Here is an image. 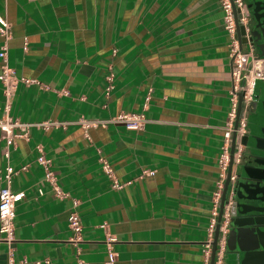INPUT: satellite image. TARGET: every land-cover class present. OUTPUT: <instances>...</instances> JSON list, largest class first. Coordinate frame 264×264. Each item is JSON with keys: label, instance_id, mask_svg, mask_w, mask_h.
<instances>
[{"label": "crops", "instance_id": "obj_1", "mask_svg": "<svg viewBox=\"0 0 264 264\" xmlns=\"http://www.w3.org/2000/svg\"><path fill=\"white\" fill-rule=\"evenodd\" d=\"M0 13L9 22L8 64L35 79L16 84L9 111L28 123L9 147V163L25 165L10 184L23 193L14 207L13 264H106L100 223L116 237L115 264H201L230 106L220 1L0 0ZM1 89L0 82V116ZM119 111L141 112L146 120L138 130L79 121ZM43 120L65 123L37 124ZM235 141L233 129L230 154ZM36 144L65 196L53 195L42 179ZM2 145L0 137V171ZM99 156L121 187L111 186ZM230 171L219 187L206 264L215 261ZM72 198L82 223L74 241L67 225ZM7 251L0 240V264H7ZM221 260L235 262L226 242Z\"/></svg>", "mask_w": 264, "mask_h": 264}, {"label": "built area", "instance_id": "obj_2", "mask_svg": "<svg viewBox=\"0 0 264 264\" xmlns=\"http://www.w3.org/2000/svg\"><path fill=\"white\" fill-rule=\"evenodd\" d=\"M220 8L222 11L223 27L227 34L228 55L230 58V77H231V89L229 90L230 106L227 111L226 119L222 125V136L220 151L217 157L218 177L215 181V189L212 192L210 216L207 223V229L205 238L203 241L202 262L206 264L207 256L209 252L211 232L217 214V201L219 196V187L221 181L225 176V170L231 161V172L229 174L230 183L235 180V165L240 160V154L242 150V143L240 137L245 133V109L249 103L254 80L262 77L263 65L259 58H256L251 53V48L248 42L245 40L242 44L239 42L237 33V21L243 26V36L245 37L244 22L246 18V8L243 0H219ZM0 35L3 37L2 44L0 46V82L2 87V104H1V116H0V137L3 139V145L1 147V153L4 156L5 162L3 168L0 171V240H3L8 245L7 251V264H13L11 255V242L13 240V217L14 207L16 201L22 196V191H12L10 188L12 175L18 170L25 168V165L14 167L9 163V147L14 144L17 137L25 136L27 122L21 121L16 117L10 115V106L13 97V93L18 82L29 83L35 79L26 77L23 75H16L13 67L8 64L6 54V40L9 38V22L6 17L0 13ZM25 47V46H23ZM112 71L109 69L105 75L107 84L105 86V94L108 93L111 87ZM241 96L242 110L240 116L237 119L236 126H232V122L235 116V109L237 106V94ZM146 118L141 112L133 111H119L116 114L110 115L105 118H93L82 119L79 121L84 127L88 125H106L108 123H121L125 128L138 130L140 129ZM63 121H48L43 120L37 124L42 127L48 125H63ZM236 131L235 146L230 154L229 152V137L232 130ZM37 154L35 161L39 164L42 170V179L45 180L51 188L53 195L61 197L67 193L62 191L56 183L55 175L51 169L50 158L45 156L42 148L39 144H36ZM99 163L102 171L107 175L111 181V186L121 187L120 182L114 175L113 169L104 156H99ZM150 172L149 169H142L141 173ZM37 192L41 193V188H37ZM230 195V194H229ZM224 204V208L221 214V222L219 225V236L217 240V249L215 252L214 264H221V259L224 253L226 234L228 231V220L230 216L229 210V197ZM76 199L72 198L71 206L67 215V225L72 230L73 236L71 239L80 238V231L82 227L80 216L75 210L74 206ZM99 226L103 230V243L106 249V264H115L116 251L113 249V242L116 240L114 234L104 231L105 223H100Z\"/></svg>", "mask_w": 264, "mask_h": 264}, {"label": "water", "instance_id": "obj_3", "mask_svg": "<svg viewBox=\"0 0 264 264\" xmlns=\"http://www.w3.org/2000/svg\"><path fill=\"white\" fill-rule=\"evenodd\" d=\"M237 33L242 44L245 37L238 21ZM262 83L254 80L253 93ZM256 116L255 110L248 115L247 132L240 137L245 151L235 165V180L229 183L226 246L235 259L234 264H264V130L258 131ZM230 164L231 161L228 168ZM222 202L223 199L220 208Z\"/></svg>", "mask_w": 264, "mask_h": 264}, {"label": "flooded vegetation", "instance_id": "obj_4", "mask_svg": "<svg viewBox=\"0 0 264 264\" xmlns=\"http://www.w3.org/2000/svg\"><path fill=\"white\" fill-rule=\"evenodd\" d=\"M246 8V18L244 22L245 40L248 42L251 53L259 58L263 65V73L261 78H257L263 82L258 90L251 92L249 103L245 109V132H247V118L252 110L256 111L255 117L257 129L260 133L264 130V0H243ZM245 151L242 144L240 160Z\"/></svg>", "mask_w": 264, "mask_h": 264}, {"label": "rangeland", "instance_id": "obj_5", "mask_svg": "<svg viewBox=\"0 0 264 264\" xmlns=\"http://www.w3.org/2000/svg\"><path fill=\"white\" fill-rule=\"evenodd\" d=\"M238 37H239V35H238ZM240 101H241V97H240ZM241 103V102H240ZM233 149H234V145L232 146V151H233ZM232 151H231V153H232ZM230 170H231V164H230ZM231 172V171H230Z\"/></svg>", "mask_w": 264, "mask_h": 264}]
</instances>
